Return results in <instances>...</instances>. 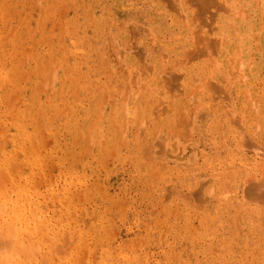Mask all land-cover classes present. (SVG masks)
<instances>
[{
  "label": "rangeland",
  "instance_id": "1",
  "mask_svg": "<svg viewBox=\"0 0 264 264\" xmlns=\"http://www.w3.org/2000/svg\"><path fill=\"white\" fill-rule=\"evenodd\" d=\"M126 1H131L128 2L129 6ZM191 1L0 0V224H4L7 218L9 222L13 218L11 215H14V221H11V227L15 226L13 231L20 227L24 229L29 223L31 225L27 227H33L37 222L35 216L37 219L47 218L57 225V233L54 235L51 231H43L39 235L37 231L27 237V234L21 236L14 231V237L18 235V241L20 239L22 243L21 248H24L23 251L25 250L27 255L22 249L20 253L10 252L6 255L7 258L10 257L9 264L17 259L23 264H264V233H260L264 231V213L261 212L264 211V197L254 190L258 181H262V188L259 189L264 191V68L256 79L250 78L253 65L259 64L255 54L257 50L254 49H257V46L261 49L262 44L259 37H253L255 34L251 32L244 37L246 35L243 36V32L246 34L247 31L245 32L242 26L247 21L245 16L250 15L251 5L260 0H231L234 2L232 5L229 1L233 11L228 8V0H224L228 3H225L226 6L221 4L223 0H216L218 4L223 5L220 12L216 1L214 5H204L205 10H212L210 12L213 14L218 12L219 17L214 14L213 24L210 23L214 27L209 25V21L204 17L205 22L202 16L197 17L203 11L198 8L201 3L197 6L196 0ZM240 9L244 10V13L239 11ZM175 11L176 14L173 13ZM236 12H239V15ZM219 22L224 23L220 25ZM228 22L229 25L235 26L229 27ZM134 23L136 30L132 26ZM219 30L223 34L221 38L217 37ZM226 37L233 41L225 43ZM200 38L205 39L203 44ZM250 38L252 41L248 40ZM247 41H250V52L253 56L251 54L250 59L245 60L243 53L240 58V52L242 44ZM256 42L257 46L254 44ZM222 45L225 46L224 49ZM212 46L215 49L211 48ZM213 49L216 51L213 52ZM136 51L143 54L140 55ZM198 52L203 56L196 55ZM138 61H141L142 65ZM111 69L113 72H109ZM133 70H136L138 75ZM232 70L236 71V75L232 73L233 77L230 75ZM176 76L179 79H175ZM102 82L104 83L101 84ZM121 110L128 113L125 112L124 116ZM156 111L159 112L158 116L153 114H156ZM230 119L237 124L231 123ZM188 125L191 131L188 130ZM227 130H230L232 135L227 133ZM177 131L181 133L178 134ZM154 134L157 136L153 137ZM224 135L225 138H222ZM241 136L247 138L244 144L239 143L240 139H243ZM122 138H127V142ZM117 139L126 143H119ZM172 140L176 143L173 144ZM148 143L152 144V147L155 145V148L150 146L148 150ZM165 143L171 151L167 150V147L164 148ZM221 144L223 145L219 146ZM175 147L179 150H174ZM172 151L180 152L182 157L177 153L172 154ZM167 152L173 155V159ZM176 154L180 159L174 158ZM187 155L191 157L187 159ZM163 159H166V163ZM255 159L259 162H255ZM158 162L165 164L162 163V166ZM235 167L241 171L236 172ZM231 170L234 171L231 173ZM261 185L259 184V187ZM201 191V197L195 195ZM221 194H229L234 196L237 202H241L235 204L233 200L230 204L226 200L225 203L228 204L225 206L224 202L218 201L222 199ZM243 198L247 199L248 203ZM216 203L225 209H218ZM21 204L23 205L20 206ZM236 205L254 210L253 218L259 224L256 233L248 229L250 224L245 222L248 221L245 214H242ZM18 206L20 207L15 208ZM20 209L25 211H21V214ZM248 210L250 212V209ZM251 213L253 214V211ZM230 214L235 216H232L233 221ZM17 215H22L25 220L27 218L29 222L26 220L25 227L15 219ZM24 215H27L26 218ZM31 216L33 219H30ZM7 226L10 229L7 231L10 232L12 229ZM62 229L70 233L64 235V238L67 237L64 239V242L67 240L65 243L62 241ZM21 232L23 234L24 231ZM107 236L109 240H106ZM29 253H32V257L27 258ZM22 254L26 258L22 257ZM44 256L47 262L43 263Z\"/></svg>",
  "mask_w": 264,
  "mask_h": 264
},
{
  "label": "bare ground",
  "instance_id": "2",
  "mask_svg": "<svg viewBox=\"0 0 264 264\" xmlns=\"http://www.w3.org/2000/svg\"><path fill=\"white\" fill-rule=\"evenodd\" d=\"M152 1H153V0H152ZM167 1H168V0H167ZM173 1H174V0H173ZM189 1H191V0H189ZM215 1H216V0H202V1H201V0H196V1H195V3L197 2V3H196L197 6H199L200 3H201V5H202V3H204V4L202 5L203 8H201V5L198 7L200 11H202V10H203V11L200 12V15H197V13H196L194 10H193V11L196 13L197 17H198V16H200V17L202 16V17H201L202 20H203V17H204V18L207 20V22L209 21V22H208L209 25H211V24H210L211 22H212V24H213V16H214V14H215V12H214L215 10L213 11V12H214V14H213V13H211L212 10H209V9H207V8H206V10H205V6L207 7V5H209V6H210V5H214V4H215ZM218 1H219V0H218ZM220 1H221V0H220ZM229 1H231V0H228V2H229ZM236 1H237V0H236ZM236 1H235V2H236ZM242 1H243V0H242ZM248 1H250V0H248ZM254 1H255V0H254ZM35 2H36V1H35ZM82 2H83V1H82ZM126 2H127V1H126ZM128 2H131V1H128ZM128 2H127V5L129 6ZM165 2H166V0H165ZM170 2H171V1H170ZM184 2H185V1H184ZM186 2H187V1H186ZM191 2H192V1H191ZM193 2H194V1H193ZM216 2H217V1H216ZM231 2H232V1H231ZM237 2H238V1H237ZM250 2H251V1H250ZM250 2H249L248 4H250ZM256 2H258V1L256 0ZM198 3H199V4H198ZM218 3H219V2H217V4H218ZM222 3H224V6L228 5L227 1L225 2V1L223 0V1L221 2V4H222ZM225 3H226V5H225ZM243 3H245V2H243ZM34 4H35V3H34ZM97 4H98V3H97ZM167 4H168V3H167ZM167 4H166V5H167ZM172 4H173V3H172ZM172 4H171V5H172ZM233 4H234V2H232V5H233ZM235 4H236V3H235ZM239 4H240V3H239ZM245 4H246V3H245ZM72 5H73V4H72ZM168 5H169V4H168ZM176 5H177V4H176ZM194 5H195V4H194ZM194 5H190V7H192V6L194 7ZM204 5H205V6H204ZM218 5H219V9H218V11H219V10H220V7H223V5H222V6H221L220 4H218ZM230 5H231V3L229 2L228 8H231ZM242 5H243V4H242ZM242 5L240 6V8L242 7ZM130 6H131V4H130ZM132 6H134V5H133V2H132ZM169 6H170V5H169ZM178 6H179V4L177 5V7H178ZM209 6H208V7H209ZM229 6H230V7H229ZM236 6H237V5H236ZM236 6H234V8H235ZM136 7H137V5L135 6V8H136ZM149 7H150V6H149ZM174 7H175V6H174ZM187 7H188V6H187ZM211 7H212V6H211ZM211 7H210V8H211ZM215 7H216V6H215ZM215 7H214V9H215ZM237 7H239V6H237ZM86 8H87V7H86ZM130 8H134V7H130ZM167 8H169V7H167ZM171 8H172V7H171ZM200 8H201V9H200ZM232 8H233V7H232ZM232 8H231V9H232ZM174 9H175V8H174ZM195 9H196V8H195ZM224 9H226V8L224 7ZM238 9H239V8H238ZM242 9H244V8H242ZM60 10H61V9H60ZM86 10H87V9H86ZM90 10H91V9H90ZM130 10H131V9H130ZM169 10H170V9H169ZM190 10H191V9H190ZM197 10H198V9H197ZM197 10H196V11H197ZM208 10H209V12H207ZM216 10H217V9H216ZM226 10H227V9H226ZM235 10H237V9H235ZM235 10H234V11H235ZM172 11H174V10H172ZM179 11H180V9H179ZM210 11H211V12H210ZM223 11H224V10H223ZM232 11H233V9H232ZM239 11H243V13H244V10H241V9H240ZM194 12H193V14H194ZM219 12H220V11H219ZM221 12H222V11H221ZM228 12H230V9H229ZM146 13H147V12H146ZM173 13L176 14V11L173 12ZM177 13H178V12H177ZM198 13H199V12H198ZM217 13H218V12H217ZM217 13H216L215 15H217ZM223 13H224V12H223ZM232 13H233V12H232ZM236 13H237V12H236ZM243 13H242V14H243ZM181 14H182V13H181ZM191 14H192V13H191ZM233 14H235V13H233ZM61 15H62V14H61ZM90 15H91V14H90ZM131 15H132V14H131ZM196 15H193V16H196ZM231 15H232V14H231ZM235 15H236V14H235ZM237 15H239V12L237 13ZM240 15H241V12H240ZM178 16H179V15H178ZM183 16H184V15H183ZM217 16H218V15H217ZM221 16H222V15H221ZM233 16H234V15H233ZM247 16H248L249 18H248ZM12 17H13V16H12ZM134 17H135V16H134ZM149 17H150V16H149ZM218 17H219V16H218ZM245 17H246L247 19H246V18H244V19H246L247 21H245V22L242 24V26H243V30H244L245 32H246V31H247V32H246V34H244V32L242 31V32H243V36L246 35V36H244V37H247V35L249 34V32H251V33H253V34L256 35V36L254 35L253 37H255V38L259 37V39L261 40L260 42H261V44H262L261 49H259L260 46H257L258 42L254 43V44L257 46V49H254V48L252 47L254 50H257L255 54H256V56H257V59H259V64L256 63L257 65H253V67H252V71H251V73H250V78H251V79H254L256 76L258 77V75L261 73V69L264 68V45H263V40H264V39H263V38H264V0H260L257 4L255 3L254 5H251L250 15L247 14ZM151 18H152V17H151ZM180 18H182V17H180ZM193 18H194V17H193ZM223 18H224V17H223ZM231 18H232V17H231ZM53 19H54V18H53ZM142 19H143V18H142ZM148 19H149V18H148ZM177 19H178V18H177ZM183 19L185 20V18H183ZM214 19H216V18H214ZM224 19H226V17H225ZM224 19H223V20H224ZM229 19H230V18H228V20H229ZM95 20H96V19H95ZM135 20H136V19H135ZM184 20H183V21H184ZM193 20H195V19H193ZM198 20L200 21L201 19L198 18ZM226 20H227V19H226ZM226 20H225V21H226ZM230 20H231V19H230ZM54 21H55V20H54ZM62 21H63V20H62ZM130 21H131V20H130ZM142 21H143V20H142ZM176 21H177V20H176ZM181 21H182V20H181ZM220 21H222L221 18H220ZM233 21H234V20H233ZM240 21H241V20H240ZM131 22H132V21H131ZM133 22H134V21H133ZM200 22L202 23V21H200ZM203 22H205V21L203 20ZM207 22H206L205 24H206V25L208 26V28H209V25L207 24ZM229 22H230V21H229ZM229 22H228V25H229ZM234 22H235V21H234ZM234 22H233V23H234ZM242 22H243V20H242ZM242 22H241V23H242ZM114 23L116 24V22H114ZM129 23H130V22H129ZM129 23H128V24H129ZM182 23H183V22H182ZM219 23H220V22H219ZM221 23H224V22H221ZM221 23H220V25H221ZM239 23H240V22H239ZM124 24H125V23H124ZM135 24H136V23H134L132 26L134 27ZM138 24H139V22H138ZM194 24H195V23H194ZM205 24H203V25H205ZM184 25H187V24H184ZM198 25H199V24H198ZM200 25H202V24H200ZM203 25H202V26H203ZM217 25H219V24H217ZM231 25H232V26H235V25H233V24H231ZM231 25H229V27H230ZM239 25H240V24H239ZM107 26H108V25H107ZM107 26H106V27H107ZM138 26H139V25H138ZM211 26H213V25H211ZM224 26H226V24H225V25H222L221 27L223 28ZM236 26L238 27V24H237ZM136 27H137V26H136ZM152 27H153V26H152ZM213 27H214V26H213ZM221 27H219V28H221ZM227 27H228V26H227ZM229 27H228V28H229ZM58 28H59V27H58ZM108 28H109V27H108ZM131 28H132V27H131ZM150 28H151V27H150ZM161 28H162V27H161ZM202 28H204V27H202ZM202 28H201V31L203 30ZM216 28H217V27H216ZM228 28H227V29H228ZM134 29H135V27H134ZM134 29H132V30H134ZM137 29H139V28L137 27ZM142 29H143V28H142ZM147 29H148V28H147ZM231 29H233V27H231ZM231 29H230V30H231ZM238 29H239V28H237V32H239ZM241 29H242V28H241ZM8 30H9V29H8ZM135 30H136V29H135ZM150 30L152 31V28H151ZM153 30H154V29H153ZM160 30H161V29H160ZM230 30H228V31H230ZM234 30H235V29H233V31H234ZM139 31H141V29L138 30L137 34H139ZM195 31H196V30H195ZM199 31H200V30H199ZM204 31H205V30H204ZM233 31H232V32H233ZM235 31H236V30H235ZM235 31H234V32H235ZM131 32L133 33V31H131ZM144 32H145V31H144ZM197 32H198V31H197ZM242 32H241V34H242ZM75 33H76V32H75ZM108 33H109V32H108ZM140 33H141V32H140ZM147 33H148V32H147ZM150 33H151V32H150ZM150 33H148V34H150ZM195 33H196V32H195ZM199 33H200V32H199ZM210 33H211V32H210ZM219 33H220V30H219ZM235 33H236V32H235ZM134 34H135V33H134ZM137 34H136V35H137ZM142 34H143V33H142ZM152 34H153V33H152ZM220 34H221V33H220ZM220 34H219V36H217L218 38H219L220 36L223 37V36H222L223 34H221V35H220ZM239 34H240V33H239ZM253 34H252V35H253ZM66 35H67V34H66ZM190 35H191V34H190ZM198 35H199V34H198ZM201 35H202V34H201ZM208 35H209V33H208ZM234 35H236V34H234ZM195 36H196V35H195ZM224 36H225V35H224ZM232 36H233V35H232ZM240 36H241V35H240ZM141 37H142V36H141ZM203 37H204V36H203ZM221 37H220V38H221ZM241 37H242V36H241ZM171 38H172V37H171ZM206 38H207V37H206ZM215 38H216V37H215ZM226 38H227V37H226ZM226 38H225L226 41H224L225 43H226L227 41H229L228 38H227V39H226ZM235 38H236V37H235ZM237 38H238V37H237ZM251 38H252V36H251ZM251 38L248 39V40H251ZM107 39H108V38H107ZM110 39H111V38H110ZM110 39H109V40H110ZM136 39H137V38H136ZM222 39H223V38H222ZM243 39H244V38H243ZM246 39H247V38H246ZM152 40H153V39H152ZM154 40H155V39H154ZM195 40H197V38L194 39V41H195ZM200 40H201V38H200ZM200 40H199V41H200ZM209 40H210V39H209ZM238 40H239V39H238ZM105 41H106V40H105ZM114 41H116V40H114ZM201 41H202V44H203V41H205V39H203V40H201ZM230 41H233V40H231V38H230ZM230 41H229V42H230ZM235 41H237V39H236ZM244 41H245V40H244ZM251 41H252V40H251ZM254 41H255V40H254ZM254 41H253V42H254ZM110 42H112V41L110 40ZM209 42H212V41H209ZM249 42H250V41H249ZM249 42L247 41L246 43H244V45L242 44V48H241L242 51L240 52V58H241V56L243 55L245 60L250 59L249 57H250L251 54H252V56H253V53L250 52L251 44L249 45ZM90 43H91V42H90ZM107 43H108V42H107ZM197 43H199V42H197ZM236 43H239V42H236ZM108 44H109V43H108ZM194 44H195V43H194ZM210 44H211V43H210ZM216 44H217V46H218L219 42L217 41ZM216 44H215V45H216ZM62 45H64V44H62ZM212 45H213V43H212ZM219 45H220V44H219ZM194 46H195V45H194ZM230 46H232V45H229V47H230ZM256 46H255V48H256ZM63 47H64V46H63ZM112 47H113V46H112ZM138 47H139V46H138ZM199 47H200V46H199ZM202 47H204V46H202ZM218 47H219V46H218ZM227 47H228V44H227ZM236 47H238V46H236ZM236 47H235V48H236ZM129 48H130V47H129ZM129 48H128V49H129ZM139 48H140V47H139ZM191 48H192V47H191ZM194 48H195V47H194ZM204 48H205V47H204ZM211 48H214V47L212 46ZM222 48L224 49L225 46L222 45ZM115 49H116V47H114V50H115ZM117 49H118V48H117ZM119 49H120V48H119ZM119 49H118V50H119ZM128 49H127V50H128ZM133 49H134V48H133ZM142 49H143V48H142ZM207 49H208V48H207ZM214 49H215V48H214ZM214 49H213V52L216 51V50H214ZM218 49H221V48H218ZM238 49H239V48H238ZM258 49H259V50H258ZM108 50H110V49H108ZM130 50H131V49H130ZM138 50H140V49H138ZM189 50L192 51L191 49H189ZM200 50H202V49H200ZM203 50H204V49H203ZM210 50H211V49H210ZM225 50H226V49H225ZM225 50H224V51H225ZM235 50H236V49H235ZM239 50H240V49H239ZM110 51H111V50H110ZM131 51H132V50H131ZM142 51H143V50H142ZM194 51H195V50H194ZM196 51H197V50H196ZM196 51H195V52H196ZM206 51H207V50H206ZM231 51H232V50H231ZM231 51H230V52H231ZM251 51H252V50H251ZM99 52H100V51H99ZM122 52H123V51H122ZM129 52H130V51H129ZM136 52H138V51H136ZM136 52H135V53H136ZM172 52H173V51H172ZM187 52H188V50H187ZM201 52H202V51H200V53H201ZM96 53H97V52H96ZM107 53H108V52H107ZM116 53H117V51H116ZM135 53H133V54H135ZM138 53H140V55L143 54L142 52H138ZM160 53H162V52H160ZM164 53H165V52H164ZM200 53L198 52L196 55H198V54H200ZM216 53H218V52H215V54H216ZM236 53H237V52H236ZM241 53H243V54L241 55ZM57 54H58V53H57ZM113 54H114V53H113ZM113 54H112V55H113ZM144 54H145V53H144ZM158 54H159V52H158ZM188 54H190V53H188ZM206 54H207V53H206ZM108 55H109V57H110V53H108ZM112 55H111V56H112ZM136 55H139V54H136ZM146 55H147V54H146ZM160 55H161V54H160ZM162 55H163V54H162ZM165 55H166V53H165ZM190 55H191V54H190ZM200 55L203 56L202 54H200ZM235 55H236V54H235ZM52 56H53V55H52ZM118 56H121V55H118ZM118 56H117V57H118ZM186 56H188V55H186ZM201 56H200V57H201ZM204 56H207V55H204ZM210 56H211V54H210ZM243 56H242V57H243ZM252 56H251V57H252ZM121 57H122V56H121ZM138 57H139V56H138ZM159 57H160V56H159ZM173 57H174V56H173ZM184 57H185V56H184ZM212 57H214V56H212ZM224 57H225V56H224ZM233 57H234V56H233ZM105 58H106V57H105ZM136 58H137V56H136ZM160 58H161V57H160ZM164 58H165V57L163 56V59H164ZM194 58H195V54H194ZM238 58H239V56H238ZM252 58H253V57H252ZM20 59H21V58H20ZM26 59H27V58H26ZM112 59H113V56H112ZM112 59H111V62H112L113 60H115V59H113V60H112ZM116 59H117V58H116ZM137 59L139 60L140 58H137ZM177 59H178V58H177ZM227 59H228V58H227ZM104 60H106V59H104ZM178 60H179V59H178ZM228 60H230V57H229ZM239 60H240V59H239ZM121 61H122V60H121ZM142 61H144V60H142ZM210 61H211V60H210ZM231 61H232V59H231ZM253 61H254V59H253ZM116 62H117V61H116ZM116 62H115V63H116ZM123 62H124V61H123ZM138 62H139V61H138ZM140 62H141V61H140ZM140 62H139V63H140ZM211 62H213V61H211ZM214 62H215V61H214ZM241 62H242V61H241ZM58 63H59V62H58ZM106 63H107V62H106ZM108 63H109V62H108ZM141 63H142V62H141ZM141 63H140V64H141ZM143 63H144V62H143ZM216 63H217V62H216ZM229 63L232 64L231 62H229ZM100 64H101V63H100ZM124 64H125V63H124ZM140 64H139V65H140ZM145 64H146V62H145ZM179 64H181V62H179ZM179 64H178V65H179ZM186 64H187V63H186ZM230 64H229V65H230ZM237 64L239 65V63H237ZM240 64H241V63H240ZM245 64H247V61H246ZM141 65H142V64H141ZM146 65H147V64H146ZM150 65H151V63H149V67H150ZM181 65H182V64H181ZM208 65H209V64H208ZM250 65H251V63H249V66H250ZM108 66H109V65H108ZM120 66H121V65H120ZM245 66H246V65H245ZM247 66H248V65H247ZM249 66H248V68H249ZM42 67H43V66H42ZM72 67H73V66H72ZM141 67L144 69L143 66H141ZM145 67H146V66H145ZM165 67H166V66H165ZM168 67H170V66H168ZM168 67H167V68H168ZM40 68H41V67H40ZM111 68H113V67H111ZM123 68H124V69H123ZM123 68H122V69L125 71V67H123ZM126 68H127V66H126ZM128 68H129V67H128ZM167 68H165V69H167ZM208 68H209V67H208ZM214 68H216V67H214ZM231 68H232V67H231ZM71 69H73V68H71ZM75 69H76V68H75ZM116 69H117V68H116ZM119 69H121V68L119 67ZM140 69H141V68H140ZM150 69H151V68H150ZM150 69H149V70H150ZM111 70H112V69H111ZM123 70H122V71H123ZM151 70H152V69H151ZM151 70H150V71H151ZM174 70H176V69H174ZM228 70H229V72H230V69H228ZM242 70H243V69H242ZM79 71H80V70H79ZM107 71H108V70H107ZM124 71H123V72H124ZM133 71H134V70H133ZM143 71H144V70H143ZM236 71H237V69H236ZM236 71H233V70H232V72H231L230 75L233 77V74H235L234 72H236ZM52 72H53V71H52ZM109 72H113V70H112V71L109 70ZM125 72H126V71H125ZM135 72H136V70L134 71V73H135ZM139 72H141V71H139ZM139 72H138V73H139ZM162 72H163V71H162ZM168 72H170V71H168ZM208 72H209V71H208ZM12 73H13V72H12ZM127 73H128V72H127ZM127 73H126V75H127ZM132 73H133V72H132ZM148 73H149V72H148ZM148 73H146V74H148ZM232 73H233V74H232ZM241 73H242V72H241ZM79 74H81V73H79ZM124 74H125V73H124ZM128 74H129V73H128ZM135 74L138 75L137 72H136ZM149 74H150V73H149ZM41 75H42V74H41ZM136 75H134V76H136ZM140 75L143 76V74H140ZM162 75H163V74H162ZM165 75H166V74L164 73V76H165ZM169 75H170V74H169ZM235 75H236V74H235ZM47 76H48V75H47ZM47 76H46V77H47ZM178 76H179V75H178ZM243 76H244V75H243ZM176 77H177V76H176ZM207 77H208V76H207ZM257 77H256V78H257ZM53 78H54V77H53ZM72 78H73V77H72ZM125 78H126V77H125ZM228 78H229V77H228ZM234 78H235V77H234ZM242 78H243V77H242ZM256 78H255V79H256ZM55 79H56V78H55ZM129 79H132V78H129ZM133 79H134V78H133ZM133 79H132V80H133ZM153 79H154V78H153ZM161 79H162V80L164 79L163 76H162ZM161 79H160V81H161ZM175 79H179V77H177V78H175ZM209 79H210V78H209ZM125 80H127V78H126ZM150 80H151V79H150ZM172 80H173V79H172ZM190 80H191V79H190ZM239 80H240V79H239ZM147 81H148V80H147ZM153 81H154V80H153ZM160 81H159V82H160ZM230 81H231V80H230ZM37 82H38V81H37ZM54 82H55V81H54ZM61 82H62V81H61ZM74 82H75V81H74ZM123 82H124V81H123ZM135 82H136V81H135ZM135 82H134V84H135ZM173 82H175V81H173ZM190 82H191V81H190ZM190 82H189V83H190ZM214 82H215V81H214ZM214 82H212V83H214ZM103 83H104V82H102L101 84H103ZM125 83H126V82H125ZM131 83H132V82H131ZM209 83H210V81H209ZM101 84H100V85H101ZM138 84H139V83H138ZM142 84H143V83H142ZM174 84H175V83H174ZM201 84H202V83H201ZM206 84H207V83H206ZM125 85H126V84H125ZM125 85H124V86H125ZM129 85H130V84H129ZM135 85H136V84H135ZM143 85H144V84H143ZM177 85H178V84H177ZM181 85H182V84H181ZM198 85H199V84H198ZM209 85H210V84H209ZM36 86H37V85H36ZM76 86H77V85H76ZM104 86H105V85H104ZM104 86H103V87H104ZM137 86L139 87V85H137ZM141 86H142V85H141ZM144 86H145V85H144ZM199 86H200V85H199ZM207 86H208V85H207ZM212 86H213V85H212ZM125 87H126V86H125ZM127 87H129V86H127ZM135 87H136V86H135ZM145 87H146V86H145ZM200 87H201V86H200ZM223 87H224V86H223ZM37 88H38V87H37ZM77 88H78V87H77ZM136 88H137V87H136ZM141 88H142V87H141ZM180 88H181V87H180ZM197 88H198V87H197ZM210 88H212V87H210ZM78 89H79V88H78ZM104 89H105V88H104ZM127 89H128V88H127ZM142 89H144V88H142ZM182 89H183V88H182ZM194 89H195V88H194ZM200 89H201V88H200ZM206 89H207V88H206ZM128 90H129V89H128ZM128 90H127V91H128ZM145 90H146V89H145ZM148 90H149V89H148ZM158 90H159V89H158ZM105 91H106V90H105ZM105 91H104V92H105ZM127 91H126V92H127ZM135 91H136V90H135ZM137 91H139V89H138ZM137 91H136V92H137ZM149 91H150V90H149ZM177 91H178V90H177ZM192 91H193V90H192ZM200 91H201V90H200ZM65 92H66V91H65ZM102 92H103V90H102ZM160 92H161V91H160ZM188 92H189V91H188ZM105 93H106V92H105ZM221 93H222V92H221ZM227 93H228V92H227ZM245 94H246V93H245ZM247 94H248V93H247ZM118 95H119V94H118ZM118 95H117V96H118ZM185 95H186V94H185ZM148 96H150V95H148ZM148 96H147V97H148ZM151 96H152V95H151ZM221 96H222V95H221ZM247 96H248V95H247ZM106 97L108 98V96H106ZM133 97H134V96H132V98H133ZM226 97H227V95H226ZM226 97H225V98H226ZM248 97H249V96H248ZM257 97H258V96H257ZM86 98H87V97H86ZM101 98H102V97H101ZM109 98H111V97H109ZM113 98H115V96H114ZM151 98H152V97H151ZM153 98H154V97H153ZM246 98H247V97H246ZM115 99H116V98H115ZM125 99H126V96H125ZM130 99H131V98H130ZM154 99H155V98H154ZM257 99H258V98H257ZM112 100H113V99H112ZM112 100H109V102L112 101ZM160 100H161V99H160ZM226 100H227V98H226ZM228 100H229V99H228ZM144 101H145V100H144ZM229 101H230V100H229ZM101 102H102V100L100 101V103H101ZM105 102H107V101H105ZM148 102H149V101H148ZM148 102H147V104H148ZM157 102H158V101H157ZM162 102H163V100H162ZM190 102H191V101H190ZM19 103H20V102H19ZM112 103H113V101H112ZM125 103H126V102H125ZM192 104H193V103H192ZM224 104H225V103H224ZM102 105H103V104H102ZM113 105H114V104H113ZM144 105H146V104H144ZM124 106H125V105H124ZM146 106H147V105H146ZM171 106H172V105H171ZM202 106H203V105H202ZM202 106H201V107H202ZM228 106H229V105H228ZM241 106H242V105H241ZM126 107H127V106H126ZM129 107H130V106H129ZM204 107L206 108L205 105H204ZM250 107H251V106H250ZM102 108H103V107H102ZM123 108H124V107H123ZM152 108H153V107H152ZM182 108H183L184 111H186V110L184 109L183 106H182ZM234 108H235V107H234ZM241 108H242V107H241ZM154 109L156 110L157 108L155 107ZM154 109H153V110H154ZM203 109H204V108H203ZM206 109H207V108H206ZM249 109H250V108H249ZM255 109H257V108H255ZM123 110H124V109H123ZM123 110H121V111H122V114L124 115L126 111L123 113ZM157 111H158V110H157ZM157 111H156V114L154 113L155 111L153 112V114H154V115H157V114L159 113V112H157ZM161 111H162V110H160V112H161ZM195 111H196V110H195ZM197 111H198V110H197ZM249 111H250V110H249ZM249 111H248V112H249ZM252 111H253V110H252ZM102 112H103V111H102ZM132 112H133V111H132ZM137 112H138V111H137ZM202 112H204V111H202ZM96 113H97V111H96ZM126 113H128V112H126ZM143 113H144V112H143ZM197 113H198V112H197ZM225 113H226V112H225ZM225 113H224V114H225ZM228 113H229V112H228ZM99 114H100V113H99ZM99 114H98V115H99ZM115 114H116V113H115ZM130 114H131V113H130ZM133 114H134V112H133ZM153 114H152V115H153ZM220 114H223V113H220ZM226 114H227V113H226ZM255 114H256V113H255ZM123 115H122V116H123ZM199 115H200V114H199ZM203 115H205V114H203ZM216 115H217V114H216ZM227 115H228V114H227ZM242 115H244V114H242ZM242 115H241V116H242ZM256 115H257V114H256ZM114 116H115V115H114ZM122 116H121V117H122ZM124 116H125V115H124ZM129 116H131V115H129ZM157 116H158V115H157ZM208 116H209V114H208ZM230 116H231V115H230ZM237 116H238V115H237ZM239 116H240V115H239ZM151 117H152V116H151ZM180 117H181V116H180ZM217 117H218V115H217ZM242 117H243V116H242ZM244 117H245V116H244ZM82 118H83V117H82ZM124 118L126 119V117H124ZM197 118H198V117H197ZM99 119H100V118H99ZM127 119H128V117H127ZM127 119H126V120H127ZM154 119H155V118H154ZM190 119H191V118H190ZM195 119H196V117H195ZM200 119H201V116H200ZM227 119H228V117H227ZM240 119H241V118H240ZM240 119H239V120H240ZM242 119H243V118H242ZM26 120H27V119H26ZM126 120H124V121H126ZM181 120H182V119H181ZM235 120H236V119H235ZM239 120H237V121H239ZM94 121H95V120H94ZM120 121H121V120H120ZM110 122H112V121H110ZM110 122H109V123H110ZM129 122H131V120H129ZM185 122H187V121H185ZM195 122H196V121H195ZM214 122H215V121H214ZM222 122H223V121H222ZM230 122H231V123H234V124L236 123L235 121H234V122L231 121V119H230ZM131 123H132V122H131ZM139 123H140V122H139ZM191 123H192V122H191ZM227 123H229V122H227ZM253 123H254V122H253ZM94 124H95V123H94ZM111 124H112V123H111ZM118 124H120V123H118ZM219 124H220V123H219ZM236 124H237V123H236ZM255 124H257V123H255ZM91 125H92V124H91ZM115 125H116V124H115ZM122 125H123V124H122ZM189 125H190V124H189ZM189 125H188V130L190 129V128H189ZM194 125H195V123H194ZM112 126H113V125H112ZM117 126H118V125H117ZM192 126H193V123H192ZM221 126H222V125H221ZM234 126H235V125H234ZM254 126H255V125H254ZM160 127H161V126H160ZM193 127H194V126H193ZM112 128H114V126H113ZM219 128H220V127H219ZM242 128L244 129V127H242ZM122 129H123V128H122ZM138 129H139V128H138ZM226 129H227V126H226ZM120 130H121V129H120ZM123 130H124V129H123ZM139 130H140V129H139ZM139 130H138V131H139ZM152 130H153V129H152ZM160 130H162V129H160ZM180 130H181V129H180ZM188 130H187V131H188ZM191 130H192V129H190V131H191ZM255 130H256V129H255ZM88 131H89V130H88ZM156 131H157V130H156ZM156 131H155V132H156ZM169 131H170V130H169ZM182 131H183V130H182ZM185 131H186V130H185ZM217 131H218V129H217ZM223 131H224V130H223ZM114 132H116V131L114 130ZM123 132H124V131H123ZM158 132H159V131H158ZM179 132H180V131H179ZM208 132H209V130H208ZM236 132H237V131H236ZM242 132L244 133V130H243ZM89 133H91V131H90ZM92 133H93V132H92ZM135 133H136V132H135ZM169 133H171V131H170ZM177 133H178V131H177ZM177 133H176V134H177ZM180 133H181V132H180ZM180 133H178V134H180ZM202 133H204V132H202ZM227 133L231 134L230 130H227ZM237 133H238V132H237ZM240 133H241V132H240ZM243 133H242V134H243ZM81 134H82V133H81ZM101 134H102V133H101ZM108 134H109V133H108ZM137 134H138V133H137ZM137 134H136V135H137ZM161 134H162V132H161ZM218 134H219V133H218ZM238 134H239V133H238ZM115 135H116V134H115ZM121 135H122V134H121ZM187 135H189V134H187ZM222 135H223V134H222ZM222 135H221V136H222ZM231 135H232V134H231ZM96 136H97V135H96ZM156 136H157V135H156ZM156 136H155V134H154L153 137H156ZM225 136H226V135H224V137H222V138H225ZM97 137H98V136H97ZM119 137H120V134H119ZM150 137H151V136H150ZM153 137H152V138H153ZM162 137H163V136H162ZM174 137H175V136H174ZM176 137H177V136H176ZM176 137H175V138H176ZM213 137H214V136H213ZM241 137H242V136H241ZM21 138H22V137H21ZM87 138H88V137H87ZM98 138H99V137H98ZM106 138H107V137H106ZM135 138L137 139L136 136H135ZM166 138H168V137H166ZM218 138H219V137H218ZM242 138H243V137H242ZM89 139H90V138H88V140H89ZM118 139H119V138H118ZM118 139H117V140H118ZM120 139H121V138H120ZM122 139L126 141L127 138H126V139L122 138ZM149 139H150V138H149ZM187 139H189V138L187 137ZM205 139H206V138H205ZM219 139H220V138H219ZM243 139H244V138H243ZM243 139H242V140H243ZM246 139H247V138H245L243 141L240 139V142H239V143L244 144L243 142H244ZM207 140H210V139H207ZM222 140H223V139H222ZM77 141H78V140H77ZM100 141H101V140H100ZM146 141H147V140H146ZM158 141H159V140H158ZM164 141H167V140H164ZM183 141H184V140H183ZM211 141H212V140H211ZM228 141H229V140H228ZM247 141H248V140H247ZM251 141H252V140H251ZM33 142H35V141H33ZM33 142H32V143H33ZM103 142H104V141H103ZM118 142H119V140H118ZM118 142H115V143L117 144ZM121 142L124 143V141H121ZM121 142H119V143H121ZM126 142H127V141H126ZM126 142H125V143H126ZM171 142L173 143V142H175V141L172 140ZM179 142H180V141H179ZM201 142H202V141H201ZM253 142H254V141H253ZM253 142H252V143H253ZM261 142H262V141H261ZM86 143H87V142H86ZM105 143H106V142H104V144H105ZM115 143H114V144H115ZM123 143H122V144H123ZM125 143H124V144H125ZM150 143H152V142L150 141ZM153 143H154V142H153ZM161 143H163V141H162ZM168 143H169V142H168ZM168 143H167V144H168ZM175 143H176V142H175ZM193 143H194V142H193ZM206 143H207V142H206ZM212 143H213V142H212ZM218 143H219V142H218ZM254 143H255V142H254ZM33 144H34V143H33ZM124 144H123V145H124ZM148 144H149V143H148ZM148 144H147V145H148ZM157 144H158V142H157ZM173 144H174V143H173ZM173 144H172V145H173ZM186 144H187V143H186ZM214 144H215V142H214ZM214 144H213V145H214ZM260 144H261V143H260ZM35 145H36V144H35ZM162 145H163V144H162ZM206 145H207V144H206ZM222 145H223V144H221V145H219V146H222ZM114 146H115V145H114ZM114 146H113L112 148H114ZM118 146H119V144H118ZM150 146H151V148H155V145H154V147H152L153 145H152V144H149V146H148V148H147L148 150L150 149V148H149ZM174 146H175V145H174ZM243 146H245V145H243ZM246 146H248V142H247V145H246ZM125 147H126V146H125ZM156 147H157V146H156ZM161 147H162V146H160V148H161ZM166 147H167V150L170 149V151H171V148H168V146H167L166 143H165L164 148L166 149ZM176 147H178V146L176 145ZM176 147H175L174 150H177V149H178V148H176ZM190 147H191V146H190ZM238 147H239V146H238ZM112 148H111V149H112ZM126 148H127V147H126ZM128 148H129V147H128ZM180 148H181V146H180ZM192 148H193V147H192ZM241 148H242V147H241ZM241 148H240V149H241ZM114 149H115V148H114ZM116 149H117V148H116ZM161 149H162V148H161ZM190 149H191V148H190ZM249 149H251V148H249ZM117 150H118V149H117ZM153 150H154V149H153ZM178 150H179V149H178ZM194 150H195V149H194ZM37 151H38V150H37ZM150 151H151V150H150ZM156 151H157V150H156ZM170 151H168V152H170ZM189 151H190V150H189ZM238 151H239V150H238ZM241 151L243 152V148L241 149ZM252 151H253V150H252ZM260 151H261V150H260ZM79 152H80V151H79ZM140 152H141V151H140ZM157 152H158V151H157ZM160 152H161V151H160ZM168 152H167V154H170V153H171V152H170V153H168ZM183 152H184V150H183ZM183 152H182V153H183ZM191 152H192V150H191ZM191 152L189 153L190 155H191ZM208 152H209V151H208ZM219 152H221V151H219ZM227 152H229V151H227ZM38 153H39V152H38ZM90 153H91V151H90ZM154 153H155V152H154ZM163 153H164V152H163ZM173 153H174V151H172V154H173ZM175 153H177L178 156H180V155H179L180 152H178V151L176 152V151H175ZM175 153H174V154H175ZM192 153H193V152H192ZM253 153H254V152H253ZM257 153H258V152H257ZM159 154H160V153H159ZM177 154H176V156L174 155V156H175L174 158L178 157ZM193 154H194V153H193ZM235 154H236V153H235ZM244 154H245V153H244ZM254 154H256V153H254ZM73 155H74V154H73ZM142 155H143V154H142ZM161 155H162V154H161ZM161 155H160V156H161ZM170 155H171V154H170ZM108 156H109V155H108ZM151 156H153V155L151 154ZM154 156H155V155H154ZM154 156H153V157H154ZM168 156H169V155H168ZM171 156H172V159H173V155H171ZM187 156H188V155H187ZM240 156H241V155H240ZM243 156H244V155H243ZM243 156H242V157H243ZM257 156H258V155H257ZM259 156H262V155H259ZM147 157H148V156H147ZM180 157H182V156H180ZM180 157H178V159H180ZM189 157H191V156H188L187 159H188ZM192 157H193V156H192ZM244 157H245V156H244ZM35 158H36V157H35ZM143 158H144V157H143ZM170 158H171V157H170ZM249 158H250V157H249ZM249 158H248V159L246 158V160H250V159H251V158H250V159H249ZM252 158H253V157H252ZM258 158H259V157H258ZM261 158H263V157H261ZM153 159H154V158H153ZM178 159H177V160H178ZM183 159H184V158H183ZM202 159H203V158H202ZM211 159H212V158H211ZM231 159H232V158H231ZM72 160H73V159H72ZM77 160H78V159H77ZM86 160H87V159H86ZM163 160H164V159H163ZM165 160H166V159H165ZM165 160H164V162L166 163ZM185 160H186V159H185ZM194 160H195V159H194ZM241 160H242V159H241ZM241 160H240V161H241ZM259 160H260V159H259ZM171 161H172V160H171ZM182 161H183V160H182ZM202 161H203V160H202ZM256 161H258V159H257V160L255 159V162H256ZM164 162H162V163H164ZM178 162H179V161H178ZM187 162H188V160H187ZM187 162H186V163H187ZM258 162H259V161H258ZM11 163H12V162H11ZM146 163H147V162H146ZM158 163H159V162H158ZM162 163H159V165H162ZM165 163H164V164H165ZM174 163H175V161H174ZM181 163H182V162H181V160H180L179 164H181ZM230 163H231V162H230ZM175 164H176V163H175ZM187 164H188V163H187ZM191 164H192V163H191ZM236 164H238V163L236 162ZM239 164H240V162H239ZM152 165H153V164H152ZM152 165H151V167H152ZM217 165H218V164H217ZM240 165H241V164H240ZM245 165H246V163H245ZM247 165L249 166V164H247ZM260 165H261V164L258 163V166H260ZM12 166H13V164H12ZM12 166H11V167H12ZM137 166H138V165H137ZM162 166H164V165H162ZM174 166H175V165H174ZM179 166H180V165H179ZM188 166H189V165H188ZM220 166H221V165H220ZM222 166H224V165H222ZM250 166H251V165H250ZM250 166H249V167H250ZM255 166H256V165H255ZM0 167H1V166H0ZM160 167H161V166H160ZM169 167H171V166H169ZM181 167H182V166H181ZM217 167H218V166H217ZM231 167H232V166H231ZM236 167H237V166H236ZM236 167H235L234 170H237ZM240 167H242V166H240ZM249 167H248V168H249ZM260 167H261V166H260ZM153 168H154V166H153ZM155 168H156V167H155ZM162 168H163V167H162ZM172 168H173V166H172ZM223 168H224V167H223ZM244 168H245V167H244ZM156 169H157V168H156ZM158 169H159V168H158ZM216 169H217V168H216ZM218 169H219V168H218ZM257 169H259V168H257ZM12 170H13V172H15V171H14V168H13ZM167 170H169V169H167ZM208 170H209V169H208ZM234 170H231V173H232V171H234ZM260 170H261V168H260ZM16 171H17V170H16ZM157 171H158V170H157ZM191 171H192V170H191ZM202 171H203V170H202ZM223 171H225V170H223ZM238 171H241V170H239V168H238V170H237L236 172H238ZM243 171H244V170H243ZM261 171H262V170H261ZM261 171H260V172H261ZM209 172H210V171H209ZM218 172H219V171H218ZM225 172H226V171H225ZM236 172H233V173L235 174ZM160 173H162V172H160ZM220 173H223V172H220ZM231 173H230V175H231ZM239 173H240V172H239ZM239 173H238V174H239ZM14 174L16 175V173H14ZM18 174H19V173H18ZM213 174H214V176H215V175L217 174V172H216V174H215V173H213ZM213 174H210V175L213 176ZM234 174H233V177H234ZM246 174H247V173H246ZM252 174H253V173H252ZM262 174H263V173H262ZM178 175H179V174H178ZM178 175H177V176H178ZM193 175H194V174H193ZM217 175H219V174H217ZM226 175H227V174H226ZM228 175H229V174H228ZM230 175H229V177H230ZM253 175H254V174H253ZM258 175H259V174H258ZM154 176L156 177V175H154ZM163 176H164V175H163ZM214 176H213V177H214ZM251 176H252V175H251ZM261 176H262V175H261ZM196 177H198V176H196ZM200 177H201V176H200ZM4 178H5V177H4ZM19 178H20V177H19ZM169 178H171V177H169ZM174 178H175V177H174ZM210 178H211V177H210ZM214 178H215V177H214ZM216 178H217V176H216ZM230 178H231V177H230ZM257 178H258V177H257ZM259 178H260V177H259ZM259 178H258V179H259ZM2 179H3V177H2ZM13 179H14V178H13ZM252 179H253V176H252ZM29 180H30V179H29ZM204 180H205V179H204ZM230 180H231V179H230ZM232 180H233V179H232ZM249 180H250V179H249ZM254 180H255V178L253 179V182L256 184V182H255ZM262 180H263V179H262ZM48 181H49V180H48ZM208 181H209V180H208ZM221 181H222V180H221ZM221 181H220V182H221ZM22 182H23V181H22ZM37 182H38V181H37ZM200 182H201V181H200ZM224 182H225V181H224ZM224 182H223V184H224ZM260 182H261V183H260ZM163 183H164V182H163ZM165 183H166V182H165ZM209 183H210V182H209ZM226 183H227V181H226ZM228 183H229V182H228ZM254 183H253V186L255 185ZM25 184H26V183H25ZM202 184H203V183H202ZM233 184H234V183H233ZM259 184L261 185V184H262V181H258V185L256 184V186H254V187H256L254 190H256V192H257L258 194H260L261 197H264V191H261V190H260V189L262 188V185H263V184H262L260 187H259ZM6 185H7V184H6ZM35 185H36V184H35ZM221 185H222V184H221ZM227 185H228V184H227ZM231 185H232V184H231ZM231 185H230V186H231ZM24 186H25V185H24ZM26 186H27V185H26ZM70 186H71V185H70ZM165 186H166V185H165ZM203 186H204V185H203ZM223 186H224V185H223ZM232 186H233V185H232ZM232 186H231V187H232ZM1 187H2V186H1ZM199 187H200V186H199ZM199 187H198V188H199ZM251 187H252V186H251ZM254 187H253V188H254ZM194 188H195V187H194ZM198 188H197V189H198ZM200 188H201V187H200ZM200 188H199V189H200ZM211 188H212V187H211ZM218 188H219V187H218ZM259 188H260V189H259ZM59 189H61V188H59ZM199 189H198V190H199ZM263 189H264V186H263ZM263 189H262V190H263ZM13 190H14V188H13ZM37 190H38V189H37ZM207 190H208V189H207ZM106 191H107V190H106ZM227 191H228V190H227ZM1 192H2V190H1ZM3 192H4V191H3ZM99 192H100V191H99ZM207 192H208V191H207ZM178 193H179V192H178ZM201 193H202V191H201L200 193H199V192H196L195 195H196V196L200 195V196H198V197H201ZM212 193H213V192H212ZM222 193H224V192H222ZM26 194H27V192H26ZM161 194H162V193H161ZM179 194H180V193H179ZM181 194H182V193H181ZM183 194H184V193H183ZM197 194H198V195H197ZM202 194H203V193H202ZM99 195H100V194H99ZM103 195H104V194H103ZM157 195H158V194H157ZM209 195H210V193H209ZM212 195H213V194H212ZM21 196H22V195H21ZM26 196H27V195H26ZM100 196H101V195H100ZM207 196H208V194H207ZM33 197H34V196H33ZM218 197H219V196H218ZM218 197H217V198H218ZM220 197H222V199H221ZM220 197H219V199H221V200H218V201H219V202H220V201L224 202V205L227 203V202L225 203L226 200L229 201L228 203H230V204L233 203V200H234V203H235V204H240V202H241V200H240V201H238V202H239V203H238L237 200L234 198V196H230L229 194H224V195L221 194ZM25 198H27V197H25ZM30 198H31V197H30ZM207 198H208V197H207ZM43 199H44V198H43ZM111 199H112V198H111ZM213 199H214V198H213ZM205 200H206V199H205ZM207 200H208V199H207ZM243 200H245V199L243 198ZM15 201H16V200H15ZM21 201H23V200H21ZM21 201H19V203H20ZM28 201H29V198H28ZM71 201H72V200H71ZM235 201H236V202H235ZM245 201L247 202V199H246ZM41 202H42V201H41ZM175 202H176V200H175ZM23 203H25V202H23ZM65 203H66V202H65ZM78 203H79V202H78ZM206 203L209 205L208 202H206ZM214 203H215V202H214ZM228 203H227V204H228ZM247 203H248V202H247ZM247 203H246V204H247ZM25 204H26V203H25ZM25 204H24V205H25ZM174 204H175V203H174ZM212 204H213V203H212ZM216 204H217V203H216ZM216 204H215V208H216ZM227 204H226V205H227ZM230 204H229V206H230ZM257 204H258V203H257ZM263 204H264V203H263ZM18 205H19V204H18ZM22 205H23V204H21L20 206H22ZM27 205H29V202H28ZM30 205H32V204H30ZM113 205H115V204H113ZM119 205H120V204H119ZM217 205H218V207H217L218 209H221V210L225 209V207H223V206L220 207L221 205L219 206V204H217ZM226 205H225V206H226ZM232 205H233V204H232ZM20 206L15 207V208H19ZM25 206H26V205H25ZM158 206H159V205H158ZM161 206H162V205H161ZM204 206H205V205H204ZM213 206H214V205H213ZM233 206H234V205H233ZM233 206H232V207H233ZM261 206H262V205H261ZM36 207H37V206H36ZM174 207H175V205H174ZM234 207H235V206H234ZM237 207H238V206L236 205V208H237ZM240 207H241V208H240ZM262 207H263V206H262ZM10 208H11V207H10ZM44 208H45V207H44ZM229 208H230V207H229ZM236 208H235V209H236ZM259 208H260V207H259ZM27 209H28V208H27ZM67 209H69V207H67ZM119 209H120V208H119ZM159 209H160V208H159ZM189 209H191V208L189 207ZM209 209H210V207H209ZM235 209H233V210H235ZM238 209H241V213H242V214H245L246 220H248V221H245V222H246L247 224H250L249 227H248V229H249L250 231H255V233H256V231L258 230V226H257V224H258L257 222H258V221H255L254 218H253V217H254L253 215H254V213H255L254 210H251L252 208H250V207L248 208L247 206H241V205L238 207ZM248 209H250V212H249ZM263 209H264V207H263ZM13 210H14V211H13ZM13 210H11L10 212H12V211L15 212V209H13ZM28 210H29V209H28ZM34 210H35V209H34ZM45 210H46V209H45ZM49 210H50V209H49ZM76 210H77V209H76ZM122 210H123V209H122ZM122 210H121V211H122ZM21 211L24 212L25 210L20 209V213L22 214ZM26 211H27V210H26ZM30 211H31V210H30ZM32 211H33V210H32ZM42 211H43V210H42ZM42 211H41V212H42ZM51 211H52V210H51ZM77 211H78V210H77ZM118 211H119V210H118ZM252 211H253V214L251 213ZM13 212H12V213H13ZM28 212H29V211H28ZM28 212H27V213H28ZM37 212H38V211H37ZM54 212H55V211H54ZM174 212H175V211H174ZM237 212L239 213V211H237ZM261 212L264 213V211H261ZM7 213H8V212H7ZM67 213H68V212H67ZM120 213H121V212H120ZM176 213H177V212H176ZM209 213H210V211H209ZM234 213H235V211H234ZM4 214H5V213H4ZM13 214H14V213H13ZM23 214H24V213H23ZM25 214H26V212H25ZM30 214H31V213H30ZM37 214H38V213H37ZM40 214H41V213H40ZM56 214H57V213H56ZM68 214H70V213H68ZM71 214H72V213H71ZM242 214H241L240 216H242ZM9 215H11V214H9ZM63 215H64V214H63ZM207 215H208V213H207ZM230 215H231V216H230L231 218H230L229 216H228V217H229L230 219H232V221H233L232 216H233V217H235V216H234V214H233V215L230 214ZM235 215H236V214H235ZM238 215H239V214H238ZM261 215L263 216V214H261ZM11 216L13 217V218H12L13 220L11 219V220L8 222V221H7L8 218H7V219H5V222H3V223L5 224L6 221H7V223H6L5 225H4V224H0V251H1V252H0V264H9V263H8V262H9V261H8V258H10V257H8V258L6 257V255H8V253H10V252L12 253V252H16V251H17L18 253L21 252V249H22V248H21L22 243H21L20 239H19V241H18V238H19L18 235H17L16 237H14V235H16V234H14V231H15V233L18 232L19 235L21 234V236H23L24 234H27V235H26L27 237H28L29 235H31V234L37 232V231H38L39 235H41V233H42L43 231H48V232L51 231L53 235L57 233V232H56V231H57V225H56V224L52 223V222H51L49 219H47V218H44V219H37V218H38L37 216L34 217V219L36 218L37 222H36V224L34 223V226L32 225L33 227H31V228L27 227V226H30L31 223H29L30 225L28 224V225L25 227L24 224H25V225L27 224V223H26V220H27L26 216H27V215H24L25 218H26V220L22 218V215H17V216H16L15 219H17L18 222H20V223L22 222V224H23L22 226H24L25 228L22 229V227H20V228H16L17 231H16V229L13 231V227H15V226H12V227H11V221H14V215H11ZM32 216H33V215H32ZM32 216L30 217V219L32 218ZM38 216H40V215H38ZM44 216H45V215H43V217H44ZM78 216H79V215H78ZM175 216H176V215H175ZM208 216H210V214H209ZM208 216H207V217H208ZM240 216H239V217H240ZM6 217H7V216H6ZM73 217H74V216H73ZM73 217H72V218H73ZM213 217H214V216H213ZM75 218H76V217H75ZM93 218H94V217H93ZM211 218H212V217H211ZM214 218H215V219H218V217H217V218L214 217ZM242 218H244V216H243ZM32 219H33V218H32ZM60 219H61V217H60ZM110 219H111V218H110ZM159 219H160V218H159ZM219 219H220V218H219ZM238 219H239V218H238ZM258 219H259V218H258ZM262 219H263V218H262ZM23 220H24V221H23ZM76 220H77V218H76ZM106 220H107V219H106ZM208 220H209V218H208ZM1 221H2V220H1ZM1 221H0V222H1ZM56 221H57V220H56ZM163 221H164V220H163ZM210 221H211V220H210ZM27 222H29V221L27 220ZM34 222H35V220H34ZM72 222H73V221H72ZM78 222H79V221H78ZM223 222H224V220H223ZM259 222H261V221H259ZM58 223H59V222H58ZM81 223H82V222H81ZM85 223H86V222H85ZM204 223H205V222H204ZM208 223H209V222H207V225H208ZM236 223H237V222H236ZM13 224H14V223H12V225H13ZM15 224H16V223H15ZM66 224H67V223H66ZM109 224H110V223H109ZM210 224H211V223H210ZM213 224H214V223H213ZM215 224H216V223H215ZM219 224H220V223H219ZM261 224H262V222H261ZM7 225H9V227H11V229H12L11 231H13V233H12L11 231H10L11 233H10L9 231H7V230H10V229L7 228V227H8ZM59 225H60V224H59ZM61 225H62V224H61ZM235 225H236V224H235ZM258 225H259V224H258ZM19 226H20V225H19ZM19 226H18V227H19ZM69 226L71 227V225H69ZM72 226H73V224H72ZM82 226H83V225H82ZM185 226H186V225H185ZM205 226H206V225H205ZM236 226H237V225H236ZM238 226H239V225H238ZM238 226H237V227H238ZM2 227H3V228H2ZM16 227H17V226H16ZM60 227H62V226H60ZM207 227H208V226H207ZM64 228H65V227H64ZM68 228H69V227H68ZM110 228H111V226H110L107 230H109ZM193 228H194V227H193ZM205 228H206V227H205ZM259 228H260V227H259ZM262 228H263V227H262ZM72 229H73V228H72ZM88 229H89V228H88ZM88 229H85V230L87 231ZM214 229H215V227H214ZM62 230H63V229H62ZM89 230H90V229H89ZM112 230H113V229H112ZM239 230H240V229H239ZM263 230H264V228H263ZM21 231H24L23 234H22ZM1 232H2V233H1ZM3 232H4V233H3ZM5 232H7V234H8V233H10V234L7 235ZM25 232H26V233H25ZM61 232H64V233L62 234V235H63V237H62L63 240H62V241L64 242V239L67 238V237L64 238V235H65V234L68 235L67 233H69V232H65V230H63V231H61ZM145 232H146V231H145ZM72 233L74 234V233H76V232H72ZM93 233H94V232H93ZM108 233H109V232H108ZM110 233H111V232H110ZM234 233H235V232H234ZM237 233H238V232H237ZM255 233H253V234H255ZM260 233L262 234V233H264V231H263V232H260ZM5 234H6V235H5ZM11 234H12V235H11ZM69 234H70V233H69ZM81 234H82V233H81ZM90 234H91V233H90ZM186 234H187V233H186ZM250 234H251V233H250ZM95 235H96V234H95ZM10 236H12V237H10ZM21 236H20V237H21ZM109 236H110V234H109ZM109 236H107V238H108ZM213 236H214V235H213ZM234 236H235V235H234ZM247 236H248V233H247ZM257 236H258V235H257ZM68 237H70V235H69ZM74 237L76 238V236H73V238H74ZM263 237H264V236H263ZM263 237H262V238H263ZM44 238H45V237H44ZM48 238L51 239L52 237H51V238L48 237ZM58 238H59V237H58ZM58 238H57V240H58ZM110 238H111V236H110ZM110 238H108V239H106V240H109ZM202 238H203V236H202ZM256 238H257V237H256ZM46 239H47V238H46ZM68 239H69V238H68ZM76 239H77V238H76ZM76 239H75V241H76ZM193 239H194V238H193ZM259 239H261V238H259ZM259 239H258V240H259ZM28 240H30V239H28ZM72 240H73V239H72ZM72 240H71V242H72ZM78 240L80 241V239H78ZM91 240H92V239H91ZM189 240H190V239H189ZM196 240H197V239H196ZM258 240H257V241H258ZM58 241H60V240H58ZM66 241H67V240H66ZM66 241H65V242H66ZM83 241H84V240H83ZM104 241H105V240H104ZM185 241H186V240H185ZM236 241H237V240H236ZM259 241H260V240H259ZM261 241H262V240H261ZM65 242H64V243H65ZM25 243H27V241H26ZM61 243H62V242H61ZM67 243H68V242H67ZM80 243H81V242H80ZM149 243H150V242H149ZM195 243H196V242H195ZM244 243H245V242H244ZM98 244H99V243H98ZM188 244H189V243H188ZM211 244H212V243H211ZM230 244H231V243H230ZM56 245H57V244H56ZM56 245H55V246H56ZM223 245H224V244H223ZM262 245H263V243H262ZM34 246H35V245H34ZM62 246H63V245H62ZM163 246H164V245H163ZM225 246H227V245H225ZM247 246H248V245H247ZM58 247H59V246H58ZM60 247H61V246H60ZM141 248H142V247H141ZM210 248H212V245H211ZM229 248H230V247H229ZM243 248H244V247H243ZM23 249H24V248H23ZM23 249H22V251H23ZM60 249H61V248H60ZM68 249H69V247H68ZM73 249H75V248H73ZM83 249H84V248H83ZM31 250H32V249H31ZM213 250H214V249H213ZM259 250H260V249H259ZM84 251H85V250H84ZM243 251H244V249H243ZM23 252L25 253V250H24ZM29 252H30V251H29ZM33 252H35V251H33ZM38 252H39V251H38ZM57 252H58V251H57ZM68 252H69V251H68ZM117 252H118V251H117ZM216 252H217V251H216ZM230 252H232V250H231ZM1 253H2V254H1ZM36 253H37V252H36ZM66 253H67V252H66ZM83 253H84V252H83ZM184 253H185V252H184ZM213 253H214V252H213ZM25 254L27 255V253H25ZM91 254H92V253H91ZM99 254H100V253H99ZM110 254H111V252H110ZM245 254H246V253H245ZM2 255H3V256H2ZM20 255H21V254H20ZM31 255H32V253H29L28 256H27V258H28L29 256H31ZM37 255H38V254H37ZM92 255H94V254H92ZM210 255H213V254H210ZM261 255H262V253H261ZM23 256L26 258V256L22 254V257H23ZM77 256L79 257V255H77ZM84 256H85V255H84ZM102 256H103V255H102ZM111 256H112V255H111ZM179 256H180V255H179ZM207 256H208V255H207ZM230 256H231V255H230ZM245 256H246V255H245ZM249 256H250V255H249ZM251 256H252V255H251ZM31 257H32V256H31ZM80 257H81V256H80ZM89 257H90V256H89ZM91 257H92V256H91ZM188 257H189V256H188ZM231 257H232V256H231ZM233 257H234V256H233ZM262 257H263V256H262ZM6 258H7V259H6ZM45 258H46V256H44L43 259L41 258L42 261H43V263H44V261L47 262V261H46L47 258H46V259H45ZM81 258H82V257H81ZM120 258H121V257H120ZM185 258H186V257H185ZM209 258H210V257H209ZM214 258H215V255H214ZM222 258H223V257H222ZM244 258H245V257H244ZM244 258H243V259H244ZM52 259H53V258H52ZM106 259H107V258H106ZM188 259H189V258H188ZM188 259H187V261H188ZM235 259H236V258H235ZM239 259H240V258H239ZM243 259H242V260H243ZM252 259H253V258H252ZM263 259H264V258H263ZM54 260H56V259H54ZM90 260H91V259H90ZM122 260H123V259H122ZM189 260H190V259H189ZM216 260H217V259H216ZM231 260H232V259H231ZM107 261H108V260H107ZM223 261H224V260H223ZM229 261H230V260H229ZM250 261H251V260H250ZM81 262H82V261H81ZM90 262H91V261H90ZM112 262H113V261H112ZM127 262H128V261H127ZM129 262H130V261H129ZM209 262H210V261H209ZM225 262H227V261H225ZM225 262H224V263H225ZM230 262H231V261H230ZM104 263H105V262H104ZM104 263H103V264H104ZM187 263H188V262H187ZM211 263H212V262H211ZM240 263H241V262H240ZM12 264H23V262L17 259V260H15ZM90 264H91V263H90ZM105 264H106V263H105ZM107 264H109V263H107ZM110 264H111V263H110ZM114 264H116V263H114ZM127 264H128V263H127ZM188 264H189V263H188ZM190 264H191V263H190ZM225 264H226V263H225ZM249 264H250V263H249ZM251 264H252V263H251Z\"/></svg>",
  "mask_w": 264,
  "mask_h": 264
}]
</instances>
